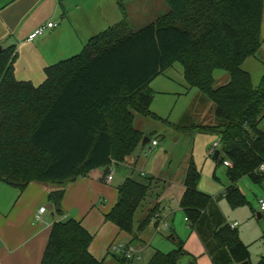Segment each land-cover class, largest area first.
I'll list each match as a JSON object with an SVG mask.
<instances>
[{"label": "trees", "instance_id": "trees-1", "mask_svg": "<svg viewBox=\"0 0 264 264\" xmlns=\"http://www.w3.org/2000/svg\"><path fill=\"white\" fill-rule=\"evenodd\" d=\"M122 20L91 37L76 56L44 70L39 87L13 77L15 49L0 51V182L22 192L30 183H48V201L62 215L65 188L91 170L122 162L141 145L133 114L160 120L150 111L155 92L150 83L175 63L196 99L213 102L214 123L188 124L184 116L171 127L182 134H216V166L228 161L230 185L224 196L236 206L244 201L236 188L248 176L260 184L264 174V74L257 87L242 69L261 47L264 0H164L169 12L137 31ZM215 71L228 82L214 88ZM200 171L192 158L183 179L179 206L212 264L249 262L248 246L230 229L214 199L198 190ZM158 181L127 179L107 222L129 235L135 215L157 197ZM149 204V203H148ZM157 206L138 222L143 231ZM261 216V215H260ZM92 236L75 220L55 221L40 264H102L89 252ZM186 253L182 242L164 254L155 251L147 264H177ZM121 264L128 261L119 259ZM256 264H264V256Z\"/></svg>", "mask_w": 264, "mask_h": 264}, {"label": "crops", "instance_id": "crops-1", "mask_svg": "<svg viewBox=\"0 0 264 264\" xmlns=\"http://www.w3.org/2000/svg\"><path fill=\"white\" fill-rule=\"evenodd\" d=\"M127 2H132V0H123L122 2L126 16ZM118 12L122 17L117 0H0V48L1 50L9 47L15 49L13 77L18 82L29 83L35 88L39 87L45 81L44 70L46 68L78 55L91 37L119 23L115 22L118 19ZM48 23L54 24V27L46 28L43 35L32 41H27L30 33ZM260 36L259 51L264 55V4ZM250 60L258 65H261L262 62L258 59V53L245 60L242 69L251 77L250 63H248ZM263 74L264 67L261 70L260 79ZM254 87L256 86L254 85ZM183 89L185 95L192 90L187 89L185 85ZM197 94L195 93V97ZM133 118L134 129L145 137L144 119L148 117L134 113ZM211 120H213L212 117ZM147 138L149 139L147 146L150 148L158 146L156 138ZM152 141L157 142L155 147L151 146ZM139 149L141 150L140 147L137 150ZM137 150L126 156L122 162L112 161L107 167L91 170L86 176L72 179L65 188L60 217L54 216L48 201V195L53 190L50 184L33 182L22 192H19L0 182V264H40L51 227L57 220L79 222L92 236L89 252L95 258L96 251L100 247H105L111 240V234H108V231H104L101 237L99 232L107 223L105 215L118 201V188L125 180L133 179L132 176H126L121 169L132 170L136 166L139 158ZM210 156L213 158V155ZM187 162L182 175H180L181 178L176 181L177 197L171 199L172 202L176 201L178 206L184 193L183 179ZM110 171H112V180L107 182L106 177ZM139 175L146 177L147 173L140 171ZM153 178L158 181L157 191L159 193L157 199L149 206L148 211L157 206L155 212H164L167 220L171 216V212L169 205L162 200V194L169 187V183ZM135 181L140 182L139 180ZM41 207H45V212L42 214L41 220L36 221L34 216ZM180 210L182 209L180 208ZM147 214L136 221V229L133 230L132 235L128 234L130 237L128 241L121 242L138 251L139 259H132L127 264L139 261L147 247V243L141 238L143 231L139 235L136 234L139 220L145 218ZM154 227L156 229V225ZM120 233L118 230L110 245L116 241ZM170 239L175 241L173 235L170 236ZM201 247L200 255H207L202 244ZM206 258L203 257L204 261L199 260L200 264H212L210 258ZM95 259L97 260V258ZM249 262L251 263L250 258Z\"/></svg>", "mask_w": 264, "mask_h": 264}, {"label": "rangeland", "instance_id": "rangeland-1", "mask_svg": "<svg viewBox=\"0 0 264 264\" xmlns=\"http://www.w3.org/2000/svg\"><path fill=\"white\" fill-rule=\"evenodd\" d=\"M126 6V22L130 31L143 28L169 11V6L164 0H132V2H127ZM121 20L122 17L118 12V19L115 22ZM260 52H258V59L261 60V65L252 60L248 62L250 63L252 85L256 87L260 82L261 70L264 67V55ZM213 77L214 88L228 82V76L223 71H215ZM184 85L186 87L182 67L178 63L151 82L150 88L155 92V96L150 110L158 115L160 120L145 118L144 133L145 137L156 138L158 146L155 148L146 146L143 150H137L139 158L136 166L132 170L121 169L126 176H132L133 179L140 182L153 176L169 183L168 189L166 188L162 194V200L169 205L171 212V216L165 221L168 227L161 226L156 230L154 222H149L141 234L147 247L141 254V259L134 264H147L156 250L164 254L171 253L177 249L180 242H182L186 254L179 259L177 264H200L199 260L207 259V255H200L201 244L188 227L183 211L180 210L176 201L172 202L171 200L177 197L176 181L181 178L180 175H182L184 166L190 157L195 167L200 171L198 190L214 199L227 224L237 223L238 238L248 246L250 261L252 264H256L264 256V211H261L259 205L260 200L264 201V180L260 184H256L248 176L242 177L236 183V188L244 201L233 206L227 200L224 196V191L230 184L227 169L224 165L216 166L212 156L209 155L214 143L219 144V136L200 133L182 134L171 127V124L179 123L184 116L187 117L188 124L211 125L214 123L215 106L213 102L204 99L199 104L195 97V93L198 91L192 89L189 94L185 95ZM260 128L264 129V122ZM140 171L147 173V176L140 177ZM155 199L157 197L148 199L137 211L133 224L134 231L136 221L148 212L149 206ZM258 215L261 216L258 218ZM104 231L111 234V240L105 247H100L96 251L95 258L102 264H121L120 257L113 256L108 250L118 228L113 223L107 222L103 230L99 232L100 237ZM140 232L137 231L136 234L139 235ZM136 234L135 236H137ZM171 235L175 241L170 239ZM129 238L128 234L121 232L114 243L127 242Z\"/></svg>", "mask_w": 264, "mask_h": 264}, {"label": "built area", "instance_id": "built-area-1", "mask_svg": "<svg viewBox=\"0 0 264 264\" xmlns=\"http://www.w3.org/2000/svg\"><path fill=\"white\" fill-rule=\"evenodd\" d=\"M54 24L52 23H48L45 26H41L37 29H35L32 33H30L27 37V41H32L35 38L43 35L44 30L46 28H53ZM157 145L156 141H152L151 142V146L155 147ZM219 149V144L215 143L212 147L211 150L209 152L210 155H214L215 151ZM223 165L225 167H230L231 164L228 161H224ZM258 171L262 174H264V165H261L258 169ZM143 175V174H141ZM112 180V171L109 172V174L106 177V181L110 182ZM259 205H260V209L261 211H264V201L260 200L259 201ZM45 212V207H41L38 209L37 213L35 214L34 218L36 221H40L41 220V216L42 214ZM151 221L154 222V225H156V230L161 227H168V225L165 223L166 221V217L164 212H154L152 217H151ZM230 229H236L237 227V223H232L229 225ZM109 252L113 255H118L121 258H124V260L126 261H130L132 259H139L138 257V251H136L133 247H131L128 244L125 243H113L110 245L109 247Z\"/></svg>", "mask_w": 264, "mask_h": 264}, {"label": "water", "instance_id": "water-1", "mask_svg": "<svg viewBox=\"0 0 264 264\" xmlns=\"http://www.w3.org/2000/svg\"><path fill=\"white\" fill-rule=\"evenodd\" d=\"M0 51H1V48H0ZM148 143H149V139L147 137H143L141 145H140L141 150H143L147 146ZM218 156H219V150H216L214 155H213V159L216 160L218 158ZM259 217L260 216L258 215V218ZM172 240H173V238H172ZM241 264H248V262H244Z\"/></svg>", "mask_w": 264, "mask_h": 264}]
</instances>
